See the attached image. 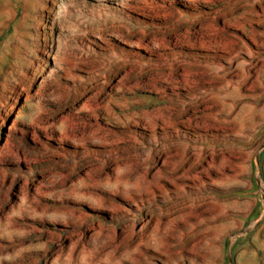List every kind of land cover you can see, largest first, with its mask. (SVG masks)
<instances>
[{
	"label": "rangeland",
	"instance_id": "rangeland-1",
	"mask_svg": "<svg viewBox=\"0 0 264 264\" xmlns=\"http://www.w3.org/2000/svg\"><path fill=\"white\" fill-rule=\"evenodd\" d=\"M0 264H264V0H0Z\"/></svg>",
	"mask_w": 264,
	"mask_h": 264
}]
</instances>
